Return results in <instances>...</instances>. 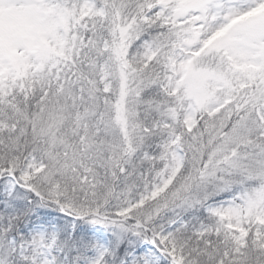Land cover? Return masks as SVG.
<instances>
[{
	"label": "snow or ice",
	"instance_id": "6c2138e0",
	"mask_svg": "<svg viewBox=\"0 0 264 264\" xmlns=\"http://www.w3.org/2000/svg\"><path fill=\"white\" fill-rule=\"evenodd\" d=\"M0 264H264V0H0Z\"/></svg>",
	"mask_w": 264,
	"mask_h": 264
}]
</instances>
